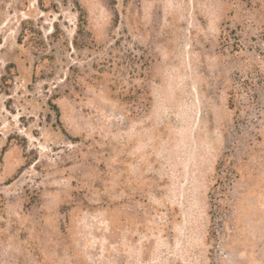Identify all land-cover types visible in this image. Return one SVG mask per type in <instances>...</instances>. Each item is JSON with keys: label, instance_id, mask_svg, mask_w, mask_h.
Listing matches in <instances>:
<instances>
[{"label": "rangeland", "instance_id": "obj_1", "mask_svg": "<svg viewBox=\"0 0 264 264\" xmlns=\"http://www.w3.org/2000/svg\"><path fill=\"white\" fill-rule=\"evenodd\" d=\"M41 2L0 0V264H264V0ZM116 42L151 60L142 111L94 69Z\"/></svg>", "mask_w": 264, "mask_h": 264}, {"label": "trees", "instance_id": "obj_2", "mask_svg": "<svg viewBox=\"0 0 264 264\" xmlns=\"http://www.w3.org/2000/svg\"><path fill=\"white\" fill-rule=\"evenodd\" d=\"M40 7H43L41 0H39ZM85 27V20L83 15L79 17V25H78V32L77 34H81L82 29ZM74 46L80 47L81 42L79 37L76 36L73 42ZM109 58L103 59L99 64H94V69L98 73H106L111 72L116 78V81L122 86H119L120 96H124V100L132 101L134 107L139 111H142L147 106L144 104V99L140 98H131L134 94H136L135 90H137V86L134 84L136 79L146 78L144 71L148 70L151 65V60L148 58L140 57L138 54L135 53L134 50H129L127 48L123 49L119 43H115L114 46H111L109 50ZM107 71V72H106ZM252 82L253 79H250ZM124 83H126L124 85ZM251 83V82H250ZM127 85L128 88H127ZM115 87V86H114ZM113 87V89H115ZM253 96H250V101H252V105L249 106L250 110L247 112V117H252L249 126L247 127V134L250 138V143L253 144L254 142L258 141V129L259 123L262 120V114L257 107V99L256 95L260 92H264V77H262L257 83L253 84ZM127 92V94H124ZM146 94V92H145ZM148 95V93H147ZM135 99V100H133ZM149 99V98H147ZM241 105V104H240ZM230 111H234L233 109L236 107L235 100L231 96L229 101ZM238 108V107H237ZM57 116H58V109L55 108ZM238 111V110H237ZM237 111L235 113H237ZM232 166V164H230ZM225 161H220L218 165L215 167V174H214V181L213 186L209 192V203H210V210L209 215L211 218L210 223V230L206 236V244L209 246L210 250L208 251L209 257L212 258L216 248L214 245H210V243H215L218 235L220 234L223 224L230 217L231 208L226 204L228 202L231 189L234 180L236 179L235 170L231 168Z\"/></svg>", "mask_w": 264, "mask_h": 264}]
</instances>
